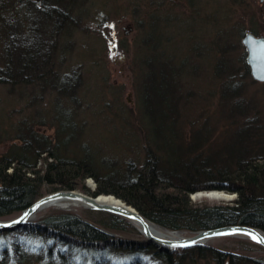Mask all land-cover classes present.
Wrapping results in <instances>:
<instances>
[{
  "label": "trees",
  "instance_id": "obj_1",
  "mask_svg": "<svg viewBox=\"0 0 264 264\" xmlns=\"http://www.w3.org/2000/svg\"><path fill=\"white\" fill-rule=\"evenodd\" d=\"M89 1L40 0L38 4L36 0H0V29L9 38L3 50L0 84L50 86L56 99L78 105L81 78L66 77L56 70L64 62L60 55L67 46L60 48L57 43L79 27L83 17L78 11ZM15 7L30 15L21 18ZM31 13H36L35 22ZM159 45L155 52L143 47L146 53L137 74L147 81L146 86L139 85L146 114L154 117L160 108L164 120L156 123L155 133H167L166 147L147 138L146 159L135 175H130L133 167L128 166L125 170L130 176L111 178L92 171L88 157L70 161L58 153V143L32 126L25 127L20 136L24 147L14 146L0 154V218L19 215L46 192L79 190L92 196L113 195L161 227L189 235L233 225L264 231V126H257L259 112L252 113V104L238 97L243 89L240 84H228L222 96L237 99L224 107L233 121L219 139L224 146H214L219 140L209 144V126L185 135V128L174 121L179 96L173 99V91L180 86L170 72L172 61L160 58ZM151 67L158 73L143 77ZM245 68L250 71L247 64ZM31 138L42 141L29 147ZM89 177L96 181L94 191L85 184ZM210 191L234 194L236 199L231 204H212L190 198ZM103 214L94 227L73 212L52 210L35 223L0 231V264H264V258L209 245L175 248L168 253L145 241L113 237L101 229L121 234L131 226L118 216Z\"/></svg>",
  "mask_w": 264,
  "mask_h": 264
},
{
  "label": "rangeland",
  "instance_id": "obj_2",
  "mask_svg": "<svg viewBox=\"0 0 264 264\" xmlns=\"http://www.w3.org/2000/svg\"><path fill=\"white\" fill-rule=\"evenodd\" d=\"M36 1L40 4V0ZM78 12L83 17L79 27L71 37L57 43L60 48L65 43L67 46L66 53L60 55L64 60L61 68L56 67L66 77L81 78L78 105L56 99L50 86L0 84V154L11 150L15 143L22 144L21 127L28 122L31 125L25 127L32 126L58 143L65 157L74 153L78 155L73 157L84 158L85 154L94 169L107 170L106 176L111 178L135 175L146 159L148 139L165 146L167 137L164 130L159 135L155 133L156 123L162 124L164 119L158 107V116L146 114L139 85L144 87L147 81L137 74L146 53L143 50L152 48L155 52L157 38L161 42L160 58L163 56L167 62L166 56L172 61L170 72L180 86L173 91V99L179 96L173 119L185 128V135L209 126L210 145L223 138L233 122L224 107L237 98H224L222 92L232 83L241 85L238 97L252 104L250 111L260 114L257 126H264V83L255 81L246 70L247 54L242 44L244 35L251 31L264 36V0H90ZM18 14L21 18L30 15ZM32 16L34 20L36 13ZM6 40L9 38L0 29V68L4 66ZM155 73L158 71L153 67L146 68L142 76ZM219 141L214 146L224 144ZM128 166L133 167L130 172L125 170ZM112 169L115 173H110ZM85 184L90 190L97 188L93 178H87ZM212 193H223L224 198H212ZM190 198L193 202L231 204L236 195L211 191L198 192ZM52 210L59 209H50L42 216ZM69 212L92 221L104 216L81 206ZM120 236L147 242L132 226ZM244 241L248 240L218 238L208 245L264 258V251L256 243Z\"/></svg>",
  "mask_w": 264,
  "mask_h": 264
},
{
  "label": "water",
  "instance_id": "obj_3",
  "mask_svg": "<svg viewBox=\"0 0 264 264\" xmlns=\"http://www.w3.org/2000/svg\"><path fill=\"white\" fill-rule=\"evenodd\" d=\"M242 44L246 49V63L250 69L252 78L257 82L264 83V36H256L252 33H246L242 38ZM62 201H73L79 204H83L92 209L104 210L117 214L129 221H136L140 224V226L143 227V230L145 231L147 237H149L148 235L150 225H157L145 216L137 213V211L130 206L101 204L98 203L95 199H92L77 191H60L37 201L29 209L24 211L19 218L15 220H0V231L13 230L22 226L23 224L29 223L35 217V213L44 210L45 208L55 204L56 202ZM169 232L178 233L171 230H169ZM218 238L244 239L254 242L264 248L263 230L246 225H233L199 231L192 237H182L174 242L162 241V246H160L159 249H163L166 252L171 253L172 250L177 247L202 246Z\"/></svg>",
  "mask_w": 264,
  "mask_h": 264
},
{
  "label": "bare ground",
  "instance_id": "obj_4",
  "mask_svg": "<svg viewBox=\"0 0 264 264\" xmlns=\"http://www.w3.org/2000/svg\"><path fill=\"white\" fill-rule=\"evenodd\" d=\"M253 34V33H252ZM158 116V115H157ZM27 125H30L28 122H26V123H24L23 124V126H24V128H25V126H27ZM23 128L21 127V130H22ZM6 141V140H5ZM7 141H8V139H7ZM22 141V140H21ZM38 141H42L41 139H39V140H37V139H35V138H31V144H28V146L29 147H36V145H38L37 143H38ZM40 143V142H39ZM14 145H16V146H18V148H23L24 147V145H25V143H24V141H22V144L21 145H18L17 143H15ZM59 145H60V142H59ZM40 146V145H39ZM57 151H58V153L60 154V152H62L61 150H59V149H57ZM67 154H69V155H67L66 157H69V160L70 161H74L75 160V158H77V157H73V156H77L78 154H74V153H67ZM83 156H85V157H87V155H83ZM90 159V158H89ZM42 164V163H41ZM41 164L40 165H38V166H41ZM91 169H92V171H95L96 169H94L92 166H91ZM98 171H100V172H102V174H107L108 173V171L107 170H100V169H97ZM114 169H112V171H113ZM111 171V172H112ZM110 172V173H111ZM90 178V177H89ZM95 190V189H94ZM94 190H92V191H94ZM61 191H66V190H61ZM67 191H77V192H80V193H82V194H84V195H86V196H88V197H90V198H92V199H95L98 203H101V204H109V205H115V206H129V205H127V204H125L122 200H120V199H118V198H116L115 196H113V195H106V194H99V195H97V196H92L91 194H88V193H84V192H82V191H79V190H67ZM57 192H60V191H55V192H53V193H51V194H54V193H57ZM211 192V191H210ZM213 192H215V191H213ZM217 192V191H216ZM51 194H48V195H45V196H41L39 199H37L36 201H34L33 203H31L28 207H26L25 209H23L22 210V212L19 214V215H16L14 218H12L11 220H4V221H12V220H15V219H17V218H19L22 214H23V212L24 211H26L27 209H29L34 203H36L37 201H39V200H41V199H43L44 197H46V196H49V195H51ZM197 194V193H196ZM210 196L212 197V198H215V199H218V198H224V194L223 193H212V194H210ZM79 206H81V207H83V208H86L87 210H89V211H93V212H98V213H109V214H113V215H115V216H118V217H120V218H122L123 220H125L127 223H129L130 224V226H132V227H134L138 232H140V234H142L143 235V237L144 238H146V241L149 243V244H151V245H153V246H155V247H157L158 249H159V247L160 246H162L161 245V242L162 241H168V242H174V241H177L179 238H182V237H192V236H188L187 234H186V232H179V231H176V232H178V233H171V232H169V229H166V228H164V227H161V226H159L158 224V226L156 225V226H153V225H150V229H149V237H147L146 236V234H145V231L143 230V227L142 226H140V224L138 223V222H134V221H129V220H126L125 218H123V217H121V216H119V215H117V214H114V213H111V212H107V211H104V210H96V209H92V208H90V207H87V206H85V205H83V204H79V203H76V202H73V201H62V202H56L55 204H53V205H50V206H48L47 208H45L44 210H42V211H40V212H37V213H35V217L32 219V221L31 222H29V223H26V224H32V223H35V222H37V221H39L43 216H42V214L43 213H45L46 211H48V210H50V209H59V210H63V211H69L72 207H79ZM131 207V206H130ZM133 208V207H132ZM133 209H135V208H133ZM136 210V209H135ZM137 211V210H136ZM137 213H139L138 211H137ZM139 214H141V213H139ZM142 215V214H141ZM84 219V218H83ZM89 225H91V226H94V227H98V225H97V223H98V221H92V220H89V219H84ZM150 220V219H149ZM3 221V220H2ZM26 224H23L22 226H20V227H18V228H21V227H23V226H25ZM18 228H16V229H18ZM16 229H13V230H8V231H14V230H16ZM102 231H104L106 234H108V235H111V236H113V237H120V234L119 233H117V232H112V231H108V230H104V229H101ZM171 231H173V230H171ZM183 234V235H182ZM186 234V235H185ZM196 234V233H195ZM195 234H193V236L195 235ZM211 242V241H210ZM209 244V242L206 244V245H202V246H194V247H203V246H207ZM258 245V244H257ZM262 247V246H261ZM177 248H189V247H177ZM175 249V248H174ZM173 251V250H172Z\"/></svg>",
  "mask_w": 264,
  "mask_h": 264
}]
</instances>
